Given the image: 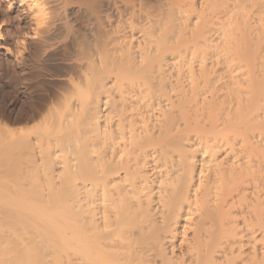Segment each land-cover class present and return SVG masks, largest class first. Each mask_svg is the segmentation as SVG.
I'll return each instance as SVG.
<instances>
[{
    "label": "bare ground",
    "instance_id": "1",
    "mask_svg": "<svg viewBox=\"0 0 264 264\" xmlns=\"http://www.w3.org/2000/svg\"><path fill=\"white\" fill-rule=\"evenodd\" d=\"M3 1L37 23L34 30L29 25L36 52L61 35L54 22L39 29L43 0ZM111 3L119 17L113 28L87 40L65 23L71 41L51 56L71 61L63 69L72 92L63 105L67 121L63 94L55 91L49 105L59 106L47 115L53 122L26 126L44 117L42 105L14 120L16 126L0 127L10 135L0 159L10 154L18 163L25 154L33 169L48 167L44 189L56 180L57 165L73 175L70 200L60 204L70 205L74 232L60 239L37 232L18 241L0 234V264H13L17 249L28 246L76 248L72 261L64 255L56 264H264V0ZM82 129L86 144L66 161L34 145L42 133ZM41 256L28 263L49 264Z\"/></svg>",
    "mask_w": 264,
    "mask_h": 264
},
{
    "label": "rangeland",
    "instance_id": "2",
    "mask_svg": "<svg viewBox=\"0 0 264 264\" xmlns=\"http://www.w3.org/2000/svg\"><path fill=\"white\" fill-rule=\"evenodd\" d=\"M30 1L31 0H29V3H30ZM43 1H44V8H45L44 12L45 13L43 12L42 14H40L41 18H38V19H40V21H38V25L41 23L39 26L41 27V25H42V27L45 28L44 25L49 24V22H51V23L54 22L55 25L60 24V26H62V33L63 34L61 33V35L59 37H55V39H52V38L48 39L47 44H49V45L46 46V49H43L40 52H36L35 49L33 48V45H34L33 43L36 42V39H32L33 38L32 36L34 33L33 30L35 29L37 23H35V21L34 22L31 21L27 15L28 13L25 11L23 12L22 9L18 8L16 4H14L13 7L8 8V5L6 4V2L3 0H0V17L2 18V19L0 18V20L1 21L3 20L2 31H3V35H4V42H5L4 45H3V43H0V67H1L0 71H2V73H0V127L2 124L3 125L7 124V126L9 125L12 127L16 126L14 120L19 119V118L24 119V116L28 117L30 115V113L32 112V109H35V107L39 108L42 105H43V107L45 106L44 110L41 111V112H44V113H41V115L44 117L41 118L39 116L38 117L36 116L35 119L27 121L26 126H28V127L32 126V125H33V127L35 125L38 126V124L39 125L41 123L43 124V122H41L42 120H44L45 123L46 122L48 123L50 120H51V122H53L54 117L53 116H52L53 118L52 117L49 118V117H50V115H54L53 114L54 113L53 108L56 109V107L59 105H56V106L55 105H49V100H50L52 94L55 93V91H58L59 94H60V92H61V94H63L60 96V98H63L62 101L60 102V105H61L60 108H62L61 110L64 111V114L67 115L68 112L65 109L63 110V105H66V103H68V102H65L66 101L65 99H67V97H69V95H71L72 92H69L70 88L65 87L67 85L69 75H67L65 72H63V69H65V67L67 68L68 65L71 64V61H69L67 59L63 60L62 58H59L58 60L51 59V56L57 52L55 49L57 46H59V45L61 46V45L65 44V42L68 43L69 41H71L70 35L65 37V34L67 32H66V30L63 31L64 24L70 23L68 26H70L72 28L75 25L73 29L74 30L77 29V31H75V32H77L76 37L79 36L80 39H82L85 36H87L85 38L86 39L88 38L87 40H89L90 37H93L94 35L98 34V32H101V31L104 32V31H107V29L109 31L111 28H113L117 24V22H119V21H117V20H119L118 14L115 12L114 6H112L113 4L111 3V0H91V2H90V0H68V1L67 0H43ZM92 1H94V2H92ZM146 1L150 6L151 5L154 6V4H156V2H157V0H146ZM89 4H92V5H89ZM49 6L51 7L50 9H49ZM80 8H82V9H80ZM61 11H62V13H61ZM63 12H64V14H63ZM58 13L61 16L58 17V20L54 19V17L58 16ZM68 16H69V18H68ZM42 18L44 19V21ZM108 18H110L112 20H110ZM83 19H85V20H83ZM45 20H47V21H45ZM29 25H30V28L33 27L32 28L33 30L29 28ZM110 25H112L113 27ZM26 26H27V29L29 28L28 30L24 28ZM39 26L37 28H39ZM66 26L67 25L65 24V27ZM42 27L39 29H42ZM78 30L80 33L78 32ZM91 32H92V34H91ZM20 33H22V34L24 33L23 35H25V33L26 34L28 33V35H26L24 37ZM62 36H64L65 39ZM20 39L25 40V43H26L25 47H24V49L26 48L25 50L21 48L22 47L21 45L23 42H22V40L20 41ZM62 40H63V42H62ZM31 42H33V43H31ZM56 42H58V43H56ZM5 45L6 46L8 45V47L10 46L9 48L12 50L11 54H8L9 52L6 51ZM17 45H18V47H17ZM18 48H19V50H18ZM20 49L23 52V53L21 52L23 55V58H22L21 54H20L21 56L17 54L20 51ZM43 51H44V53H43ZM39 54H40V56H39ZM21 59H24V60L21 61ZM23 63H24V65H23ZM23 66H25V67H23ZM3 71L5 73L4 75H2ZM24 74H26V75H24ZM61 103H63V104H61ZM44 104H46V105H44ZM43 107H41V108L43 109ZM49 111H51L53 113H51ZM65 112H67V113H65ZM47 115H49V117ZM66 115L64 117L67 121L68 115L67 116ZM45 116L48 117V120L46 119L47 117L45 118ZM52 119H53V121H52ZM19 124L21 126L23 125V127H24L23 122H21ZM29 128H31V127H29ZM60 132H62V133H60ZM36 133H38L37 128H36ZM55 133L56 132L46 133L48 136H46V138H45L44 137L45 134H44V136H42L43 133L41 134V131H40L39 134H41V136L39 135L40 138L37 137V141H35L34 145L36 144L35 147H37V145H38L37 150L40 152L43 151L42 152L43 154H47L49 151L52 152L53 158L58 162L59 161L62 162L63 160L66 161L68 158H70L71 155H73L75 152H77L80 147H82L83 145L86 144L85 139H86V137H88L87 131L83 130V129L79 133L74 132V131H71V132L59 131V133L61 135L60 137L62 139L59 137L58 131H57V134H55ZM65 133H67V134L64 135ZM52 135L54 136L53 138H52ZM55 136L56 137L58 136V138L56 139ZM66 137H68V139H70V141L67 140ZM9 139H10L9 134H7V133L2 134L1 133L0 134V145L3 144L4 142H6V140L8 141ZM54 139H56V140H54ZM59 142H61V143H59ZM39 145L41 148L39 147ZM69 146H71V147H69ZM75 147H77L78 149ZM48 148H49V150H48ZM74 149H76V151ZM62 150H63V152H62ZM22 155H20V156H22ZM23 156H22V158L20 157L21 159L18 157L19 160L22 161V162L19 161L18 163L16 162V159H14L12 156H10V154L5 155L2 160L0 159V234L1 235L6 234L5 236H9L8 234H10L12 237L11 236H9V237L13 238V239H14L15 235H16L15 239H17V236L20 235V237H23L26 240H28L29 236L37 235L38 233L40 235L43 232L46 233V235L47 234L49 236L51 235L52 238L54 237L56 239H60L59 236H61V235H62V237H64V236L70 234L71 232L68 230H71L72 234H73L74 227H73L72 223L74 221L73 220L74 218L72 216L73 214L71 215V212H70V210L72 211V209L70 208V205L66 206L63 204H65V201L69 202V200H70L69 198H70L71 194L73 193V190H74L73 187L75 185L74 183L72 184L71 182L75 178H73V175L68 176V174H71V173H67L65 175V172L62 171L63 168L60 167L59 165H57L56 167L53 168V171H54L56 176H52V177H54V179L56 177V180H54V183H52V187H50L51 190L50 189L48 190V188L44 189L45 186L43 187V184L40 183V180L44 179L42 177L44 176L45 172L47 173L48 167L45 168V166H44V168L42 170H40L42 167L39 165V166H37L39 170L37 169V167H36V169H35V167L33 169V166H31L30 164H29L30 166H28V163L26 162L27 157L25 156V154ZM65 157H66V159H65ZM18 158H17V160H18ZM62 158H64V159H62ZM22 165H24V166H22ZM25 166H26V168H25ZM57 167H59V168H57ZM60 168H62V169H60ZM58 171L64 177H62V175H60L58 173ZM41 172H42V174H41ZM38 173H39V175H38ZM40 175H41V177H40ZM61 178L62 179L65 178V179L62 180ZM70 178L72 181H69ZM58 179H60L63 183L60 180H59V182H61L62 184L59 183L57 181ZM67 179H69V180H67ZM64 181H65V183H64ZM73 182H75V181H73ZM54 185H55V187H54ZM71 185H73V187ZM61 186H64V187H61ZM65 189H67V190H65ZM44 190H47V191H44ZM43 191L45 193H49L51 191L49 193L50 197L48 196L45 198H43V197L39 198L41 195H43V194H41V193H44ZM58 195H61V197ZM27 196H28V198H26ZM64 196H66V197H64ZM66 198L69 200H67ZM46 201L47 202H53V204L50 203L48 205H46V204L42 205L43 204L42 202H46ZM30 202L31 203L33 202V204L34 203L35 204L33 205ZM39 202H41L42 204ZM54 202L55 203L58 202L57 205L54 204ZM61 202H63V204H60ZM44 207H46V208H44ZM62 215H64V217H66V218L68 217L67 222L65 221L67 219H65V218L63 219ZM44 218H45V220H44ZM48 218H49V220H48ZM58 220H59V222H58ZM61 221L62 222L65 221L66 223L65 222L62 223ZM50 222H51V224H49ZM69 223H71V225ZM60 224H62L63 226H61ZM63 233H65V234H63ZM56 235H59V236H57L58 238L56 237ZM26 236H28V238ZM20 237H19V239H21ZM19 239H17V241ZM10 241H12V240H10ZM14 242L16 243V241H14ZM16 244H15V246H16ZM9 245H11V244H9ZM31 248H33V247L28 246V247H26V249L24 247L23 250H25V251H23L21 249H20L21 250L20 251L19 249H17L16 254L18 256L15 255L16 257H14V259L15 258H17V259H15L16 263L14 262L13 264H30L28 262H30V261L33 262L32 260L36 259L37 256H40L41 253L43 256V254H47V253L53 254V252H54V254H55V255H53L54 257L53 256L51 257V255H50V257L48 255H46V257H45V255L43 256V257H45V260L48 259L49 264H50V259H52V258H54V259H52L51 262L55 263L57 260L59 261V258H61L60 260H63L64 257H66V258L70 257L69 259L71 260V258L76 256V253H75L76 248H74V247H73L74 249L72 248L73 250H71V251L68 250V249H71V247L68 249L59 248L62 251L57 248V249H55L56 252H55V250L47 251L44 248H43V250H42V248H40V249L37 248L39 250L35 249L34 250L35 252H34L33 249H31ZM34 248H36V247H34ZM41 250H42V252H40ZM65 253H67V255ZM34 254L36 256H34ZM32 255H33L34 259H33ZM59 255L62 257H60ZM14 259H13V261H14ZM55 259H57V260L54 261ZM37 260H39L38 257L36 260H34V262H36ZM58 261L56 263H59ZM54 263H51V264H54Z\"/></svg>",
    "mask_w": 264,
    "mask_h": 264
}]
</instances>
